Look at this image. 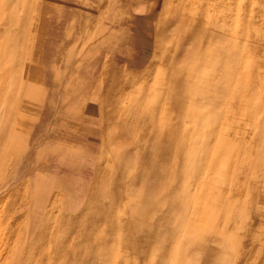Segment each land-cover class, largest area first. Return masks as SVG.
Instances as JSON below:
<instances>
[{
    "label": "rangeland",
    "instance_id": "obj_1",
    "mask_svg": "<svg viewBox=\"0 0 264 264\" xmlns=\"http://www.w3.org/2000/svg\"><path fill=\"white\" fill-rule=\"evenodd\" d=\"M24 263L264 264V0H0Z\"/></svg>",
    "mask_w": 264,
    "mask_h": 264
},
{
    "label": "bare ground",
    "instance_id": "obj_2",
    "mask_svg": "<svg viewBox=\"0 0 264 264\" xmlns=\"http://www.w3.org/2000/svg\"><path fill=\"white\" fill-rule=\"evenodd\" d=\"M16 242V241H15ZM13 245H16V244H13ZM13 247V246H12ZM14 248V247H13ZM13 250V249H12ZM23 260V259H22ZM25 264V263H24Z\"/></svg>",
    "mask_w": 264,
    "mask_h": 264
}]
</instances>
